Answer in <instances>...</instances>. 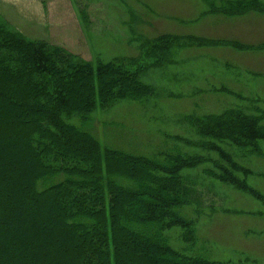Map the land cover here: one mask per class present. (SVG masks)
<instances>
[{"label":"trees","instance_id":"16d2710c","mask_svg":"<svg viewBox=\"0 0 264 264\" xmlns=\"http://www.w3.org/2000/svg\"><path fill=\"white\" fill-rule=\"evenodd\" d=\"M140 75L30 40L0 17V264H219L190 253L195 221L184 216L195 192L187 175L203 164V177L264 205L239 162L261 154L264 128L239 107L193 121L203 154L101 149L98 108L154 106L157 89Z\"/></svg>","mask_w":264,"mask_h":264},{"label":"rangeland","instance_id":"374dc122","mask_svg":"<svg viewBox=\"0 0 264 264\" xmlns=\"http://www.w3.org/2000/svg\"><path fill=\"white\" fill-rule=\"evenodd\" d=\"M0 17L24 37L63 47L93 66L115 60L140 71L157 89L145 110L120 102L94 112L101 149L203 154L205 140L193 121L238 107L260 117L264 128V0H0ZM221 86L241 98L216 94ZM181 140L196 142L195 149ZM260 147L261 154L239 162L251 171L248 185L264 196V142ZM210 168L187 175L195 183L185 212L191 215L183 214L195 221L190 253L219 264H264L263 203L203 177ZM174 231L170 245L177 249Z\"/></svg>","mask_w":264,"mask_h":264}]
</instances>
